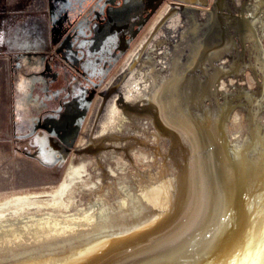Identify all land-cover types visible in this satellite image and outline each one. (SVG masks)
<instances>
[{
  "label": "water",
  "instance_id": "95a60500",
  "mask_svg": "<svg viewBox=\"0 0 264 264\" xmlns=\"http://www.w3.org/2000/svg\"><path fill=\"white\" fill-rule=\"evenodd\" d=\"M193 31L208 43L206 52L221 40L214 58L227 45L220 35ZM228 62L210 87L201 86L208 73L193 59L187 68L202 73L194 85L168 90L169 79L167 90L161 84L155 90L156 100L159 93L184 92L174 108L191 112L184 135L205 130L208 119H195L201 111L223 106L213 144L183 141L166 151L160 138L151 147L149 126H134L115 149L113 161L121 166L79 186L76 209L0 217V264H264V114L250 117L233 101L245 97L250 107L264 109V87L257 83L264 80V59L245 63L251 84L233 55Z\"/></svg>",
  "mask_w": 264,
  "mask_h": 264
},
{
  "label": "rangeland",
  "instance_id": "374dc122",
  "mask_svg": "<svg viewBox=\"0 0 264 264\" xmlns=\"http://www.w3.org/2000/svg\"><path fill=\"white\" fill-rule=\"evenodd\" d=\"M50 1L53 44L58 48L46 55V68L39 70L28 91L13 97L10 133L0 134V203L29 195L48 199L43 193L55 191L74 166L79 167L77 186L83 187L88 179L94 181L101 172L120 167L113 161L119 138L134 132L125 130V125L119 130L107 128L114 125L119 105L148 85L159 60L176 54L169 71H162L165 76L161 72L154 76L140 113L151 114V147L160 138L170 151L174 144L190 142L180 127L191 112L174 108L180 105L183 89L202 74L197 67L187 68L193 59L208 73L199 81L208 87L224 71L219 67L223 58L229 67L234 56L248 84L251 78L245 63L264 59V0ZM173 8L175 13L170 14ZM193 28L207 30L213 38L220 35L227 45L214 58L213 47L221 40L215 39L206 52L208 43L197 41ZM169 79L168 90H182L175 91L180 93L177 98L174 92L169 95L174 105L162 97L166 93L154 98L160 84L162 92L167 90L164 84ZM257 81L264 87L263 79ZM233 101L250 117L264 114V109L250 107L248 98ZM218 110L223 106L200 113L214 119Z\"/></svg>",
  "mask_w": 264,
  "mask_h": 264
},
{
  "label": "crops",
  "instance_id": "0c3cea01",
  "mask_svg": "<svg viewBox=\"0 0 264 264\" xmlns=\"http://www.w3.org/2000/svg\"><path fill=\"white\" fill-rule=\"evenodd\" d=\"M50 0H0V134L10 133L13 97L27 92L51 50Z\"/></svg>",
  "mask_w": 264,
  "mask_h": 264
},
{
  "label": "bare ground",
  "instance_id": "6f19581e",
  "mask_svg": "<svg viewBox=\"0 0 264 264\" xmlns=\"http://www.w3.org/2000/svg\"><path fill=\"white\" fill-rule=\"evenodd\" d=\"M175 9L173 8L172 9L173 11L171 10L172 12L170 11L169 13L170 14L175 13ZM201 16H203V15H201ZM142 42H144V41H142ZM186 43L187 42L185 41L183 43V45L180 46V48H179L180 52H182V49H183V47L185 46ZM159 53L160 52H157L158 55H159ZM162 53H164V52H162ZM175 55L176 54L173 53V54H170L168 56V58H164L162 60H159L158 62L156 61L157 62L156 66H155L156 72H154V74L150 76L151 79L149 80L148 85L145 88H143L140 92H138L137 95H135L133 98H131L130 101H126L123 104L119 105V107H118L119 109H118L116 115L114 116L115 117L114 118V125H112L111 127L109 126V128H107L108 130H112V129L119 130L120 127H123V125L126 126L125 130L128 129L129 131H133L134 126H136L138 129H140L141 127L144 128L146 126L150 127V125H151L150 124L151 114H148V113L141 114L140 113L141 115L140 114L137 115V113L135 111V108L138 106V104H139V106H140V104L142 105V102L144 100L143 96L146 93V91L148 90V88L150 86V83L154 80V76L157 75V74H160V72L163 73L162 71H167V72L169 71V68L171 67L172 62L174 61V59L176 57ZM224 61H225V58H223L222 61L220 62L221 66L226 65V62H224ZM182 62H183V60H182ZM196 71H197V69H196ZM165 74L163 73L164 76H165ZM144 81H142V82H144ZM138 84H140V83H138ZM178 96H180V93L176 92L175 97L177 98ZM174 102H175V100H174ZM174 102H172L173 105H174ZM191 104H193V103H191ZM171 107H172V105H171ZM173 108H174V106H173ZM256 108H259V107L256 106ZM219 112H220L219 116H216L214 119H212V118H210L208 116H205L206 114H204V113H200L199 116H195L196 122H197L198 119H200V117H202V120L200 121V124H202V122L205 121V117L208 119V121H206V124H204V129L205 130L197 129V128H199V127H197L195 131H189V132L185 133V135H187L188 138L190 139V142L192 141V143L195 142V144H199L200 141H202V142H208V143H212L213 144V142L216 140V135H218L217 132L220 131L219 127H220L221 122H222V118H221L222 110L219 111ZM190 116H191V113H187L186 114V118L187 119ZM139 118H141V119L139 120ZM141 120L143 122H141ZM138 122H141V123L136 125ZM182 127H183V125H182ZM182 127H180V128H182ZM102 130H105V128H102ZM182 131H183L182 134H184V130H182ZM128 133L130 134V132H128ZM128 133H126V134H128ZM131 134H133V133H131ZM209 153L214 155V151L213 150H211ZM208 163H214V161H211V162H208ZM77 164H79V163H77ZM78 171H79V167L74 166L69 171V173L67 174V179L61 185H59L57 188H55V191L43 193L42 196H47L48 199H46V198H40L39 199V196L29 195V196H25V197H15V198H13L12 201H10V203L7 202V201L1 202L0 203V217L1 216H10V217L11 216H16V215H20V214L28 212V211H33V212L34 211L35 212L44 211L47 214L48 213H51V214H55V213L63 214V213H68L71 210L76 209L77 206L79 205L78 203L82 200L80 198L81 195L79 194L78 189H77L79 187V185L77 186L78 176H79L78 175ZM20 206H22V208H17V207H20ZM25 207H26V209L24 211L23 209Z\"/></svg>",
  "mask_w": 264,
  "mask_h": 264
},
{
  "label": "flooded vegetation",
  "instance_id": "af4514ba",
  "mask_svg": "<svg viewBox=\"0 0 264 264\" xmlns=\"http://www.w3.org/2000/svg\"><path fill=\"white\" fill-rule=\"evenodd\" d=\"M53 19V18H52ZM52 19H51V23H52ZM51 30H52V25H51ZM50 45H51V49L53 50L54 49V47H55V45L53 44V30H52V32H51V43H50ZM61 45H63L62 43H61ZM64 46V45H63ZM58 48V46L56 45V47H55V49H57Z\"/></svg>",
  "mask_w": 264,
  "mask_h": 264
}]
</instances>
